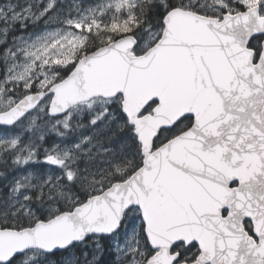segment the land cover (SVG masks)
Returning a JSON list of instances; mask_svg holds the SVG:
<instances>
[{
  "label": "snow or ice",
  "instance_id": "snow-or-ice-1",
  "mask_svg": "<svg viewBox=\"0 0 264 264\" xmlns=\"http://www.w3.org/2000/svg\"><path fill=\"white\" fill-rule=\"evenodd\" d=\"M0 264H264V0H0Z\"/></svg>",
  "mask_w": 264,
  "mask_h": 264
},
{
  "label": "trees",
  "instance_id": "trees-1",
  "mask_svg": "<svg viewBox=\"0 0 264 264\" xmlns=\"http://www.w3.org/2000/svg\"><path fill=\"white\" fill-rule=\"evenodd\" d=\"M72 0H64L65 6L71 4ZM86 2H91V0H86Z\"/></svg>",
  "mask_w": 264,
  "mask_h": 264
}]
</instances>
